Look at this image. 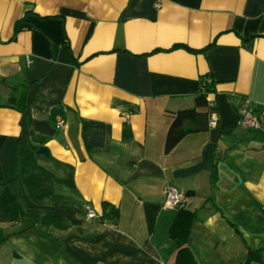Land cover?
Listing matches in <instances>:
<instances>
[{
	"label": "crops",
	"instance_id": "0c3cea01",
	"mask_svg": "<svg viewBox=\"0 0 264 264\" xmlns=\"http://www.w3.org/2000/svg\"><path fill=\"white\" fill-rule=\"evenodd\" d=\"M205 76L206 106L165 153ZM22 85L24 111L1 106ZM245 100L264 111V0H0V195L25 213L0 215V264H175L168 184L196 214L197 264H245L249 250L264 264V132L237 125ZM29 142L49 151L40 167L71 174L53 185L60 203L27 196ZM145 205L158 208L151 230ZM44 212L79 224L41 226Z\"/></svg>",
	"mask_w": 264,
	"mask_h": 264
},
{
	"label": "trees",
	"instance_id": "16d2710c",
	"mask_svg": "<svg viewBox=\"0 0 264 264\" xmlns=\"http://www.w3.org/2000/svg\"><path fill=\"white\" fill-rule=\"evenodd\" d=\"M16 90V88H15ZM27 86L22 85V89L16 97H11L5 107L15 109L19 112L24 111L25 96ZM211 91V85L207 86L206 92ZM206 106V96L199 92L195 97V108L189 110L178 111L174 115V119L167 131L166 141L164 146L165 153L170 152L180 141L186 133L185 123L192 122L197 111V108ZM4 138L0 137V147ZM37 146L29 142L27 144V151L19 162V179L21 180L27 196L36 204H44L46 202L57 204L61 199L54 195L53 185L55 183L71 184V174L67 179L56 177L51 171L40 167L34 159ZM215 167L212 170V182L215 183ZM1 182V174H0ZM157 207L153 205H145V214L149 230L152 229ZM0 215H3L9 222H18L24 215V211L18 204L17 199L7 190L4 189L0 195ZM116 215V212L114 216ZM195 212L185 211L181 208L178 209L176 218L169 231V236L175 241L177 245V253L175 264H197L191 251L187 247V241L190 234V229L193 221L195 220ZM37 223L44 227H54L57 229H67L70 226L78 225L79 222L69 221L61 218L60 216L44 212L38 219ZM258 260L257 252L249 250L245 264H250L252 261Z\"/></svg>",
	"mask_w": 264,
	"mask_h": 264
},
{
	"label": "built area",
	"instance_id": "2783aa9c",
	"mask_svg": "<svg viewBox=\"0 0 264 264\" xmlns=\"http://www.w3.org/2000/svg\"><path fill=\"white\" fill-rule=\"evenodd\" d=\"M26 64L30 66L32 64V60L30 58H26ZM212 84V80L210 77L205 76L201 80V93L206 95L207 86ZM123 116L128 119L129 113H123ZM263 117L264 111L257 110L255 107L251 105L248 100H245L238 108H237V125L245 130H256L263 131ZM217 121V117L214 113L211 114L210 124L215 125ZM64 125V121L61 117L56 119L55 128L60 129ZM165 201L164 207L171 209H179L182 207L184 203V196L179 191V189L171 184L165 186L164 189ZM264 210V207H263ZM96 218L95 211L90 207H85V219L91 220Z\"/></svg>",
	"mask_w": 264,
	"mask_h": 264
},
{
	"label": "water",
	"instance_id": "95a60500",
	"mask_svg": "<svg viewBox=\"0 0 264 264\" xmlns=\"http://www.w3.org/2000/svg\"><path fill=\"white\" fill-rule=\"evenodd\" d=\"M36 154L41 157H47L49 156V151L47 150V148L39 146L36 150Z\"/></svg>",
	"mask_w": 264,
	"mask_h": 264
}]
</instances>
